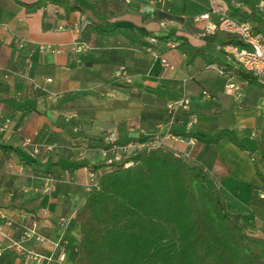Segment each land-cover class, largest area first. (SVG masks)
I'll use <instances>...</instances> for the list:
<instances>
[{"label": "crops", "instance_id": "0c3cea01", "mask_svg": "<svg viewBox=\"0 0 264 264\" xmlns=\"http://www.w3.org/2000/svg\"><path fill=\"white\" fill-rule=\"evenodd\" d=\"M37 1L0 0V224L12 222L5 228L9 234L18 237L22 226L37 219L50 241H63L67 262L74 264L86 169L101 166L96 153L79 156L75 148L101 146L108 129L121 142L162 133L166 104L185 94L197 122L190 131L177 122L171 131L194 135L195 142L168 140L165 148L201 168L223 192L229 214L264 238L263 89L245 83L235 62L217 50L232 36L200 38L202 24L190 21L221 5L232 17L242 13L264 35V0H169L163 7L155 0H41L34 6ZM162 19L181 25L162 30ZM170 33L178 39H161L157 49L173 69L144 50L147 36ZM44 44L61 52L40 50ZM80 45L85 47L76 49ZM119 67L130 82L115 76ZM227 83L239 86L238 96L225 93ZM251 131L255 140L248 138ZM48 177L53 187L46 185ZM44 208L48 217L39 218ZM68 215L62 230L58 220ZM26 246L44 254L51 249L31 241ZM0 252V264H21L1 240Z\"/></svg>", "mask_w": 264, "mask_h": 264}, {"label": "trees", "instance_id": "16d2710c", "mask_svg": "<svg viewBox=\"0 0 264 264\" xmlns=\"http://www.w3.org/2000/svg\"><path fill=\"white\" fill-rule=\"evenodd\" d=\"M238 17L244 19L242 13ZM161 39L178 38L170 33ZM227 42L240 44L235 37ZM248 84L264 95V85ZM76 218L74 264H264V238L249 234L229 214L223 192L208 183L201 168L167 148L139 154L126 169H103Z\"/></svg>", "mask_w": 264, "mask_h": 264}, {"label": "built area", "instance_id": "2783aa9c", "mask_svg": "<svg viewBox=\"0 0 264 264\" xmlns=\"http://www.w3.org/2000/svg\"><path fill=\"white\" fill-rule=\"evenodd\" d=\"M169 0H155L160 6H165ZM262 4V2L260 3ZM181 19H185L184 16ZM193 24H202L198 36L205 38L209 35H214L217 32L235 37L240 44L224 43L217 46L226 60H232L236 64V68L248 75L245 83L253 80L258 85H264V35L254 30L251 23L246 19H238L232 17L227 13L225 8L221 5L212 4L208 11L190 17ZM181 25L180 22L173 19H162L158 22L160 29H168L170 27H177ZM159 35L152 34L146 37V46L144 50L149 53L154 59H158L161 66L167 69H173V66L163 57L157 49V37ZM23 47V43L19 44ZM84 45L77 46L76 49L84 48ZM174 47V44H171ZM40 50L50 53L58 54L61 52L60 47L52 46L50 44L41 45ZM209 68L214 69L219 75L226 73L225 67L209 65ZM117 78L128 83L130 77L126 71L119 67L114 71ZM49 82L50 79H47ZM226 94L239 95V86L235 83H227L224 86ZM203 95H207L202 92ZM190 99L182 94L166 104L167 120L165 122V130L162 133H154L143 138L131 139L121 142L113 129H108L102 134V144L99 147L88 148L86 146H78L75 148L79 156L89 157L91 153H96L100 157L102 167L98 169L87 168L86 180L83 184L86 192L98 187L99 176L103 169L122 168L126 169L135 164V158L141 153H149L159 148H165V142L170 140L173 142H182L193 144L195 138L191 136L172 133L171 128L177 122L183 124L186 131H190L197 122L194 115L190 113ZM184 118L183 120H180ZM250 140L257 138V133L251 131L248 134ZM175 156H181V153L174 152ZM250 160L255 162L254 154H250ZM46 185L53 187L54 180L51 177L46 179ZM47 209H40L38 213L39 218L48 217ZM0 218H4L3 213L0 212ZM72 219V215L60 217L58 220L59 226L62 230L68 228ZM11 221H5L0 224V240L5 242L7 249L15 253L21 264H70L67 262L66 252L63 249V241L57 239L50 241L39 230L37 219H33L28 226L20 228L18 237H12L5 229L11 227ZM36 243L38 246L49 244L50 251L47 254L37 252L26 246L27 242ZM1 255V252H0Z\"/></svg>", "mask_w": 264, "mask_h": 264}, {"label": "rangeland", "instance_id": "374dc122", "mask_svg": "<svg viewBox=\"0 0 264 264\" xmlns=\"http://www.w3.org/2000/svg\"><path fill=\"white\" fill-rule=\"evenodd\" d=\"M257 132H259V131H257Z\"/></svg>", "mask_w": 264, "mask_h": 264}]
</instances>
